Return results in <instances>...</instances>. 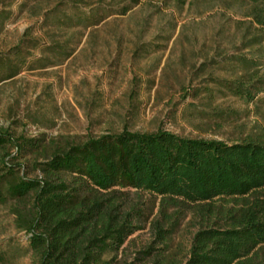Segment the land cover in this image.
<instances>
[{"label":"trees","instance_id":"16d2710c","mask_svg":"<svg viewBox=\"0 0 264 264\" xmlns=\"http://www.w3.org/2000/svg\"><path fill=\"white\" fill-rule=\"evenodd\" d=\"M81 1L63 2L76 12L59 11L56 23L92 19ZM239 1L246 5L243 43L213 60L234 76L215 84L246 103L264 101V0ZM39 42L23 38L0 55L4 77L26 65L32 55L25 46L65 53L63 45ZM199 114L217 126L236 116L217 105ZM143 193L159 198V217L139 251L142 264H264V129L228 140L159 128L46 141L0 126V205L25 233L31 264H113L128 237L143 228L147 216L133 199ZM182 211L190 213L195 230L179 255L170 238ZM7 253L0 249V264L10 259Z\"/></svg>","mask_w":264,"mask_h":264},{"label":"rangeland","instance_id":"374dc122","mask_svg":"<svg viewBox=\"0 0 264 264\" xmlns=\"http://www.w3.org/2000/svg\"><path fill=\"white\" fill-rule=\"evenodd\" d=\"M65 1L0 0L1 56L23 38L65 48L62 55L52 48L42 52L25 46L32 56L16 75L6 78L0 70V126L46 141L159 128L228 140L264 129V101L246 103L215 84L234 76L215 61L236 53L243 43L245 3L82 0L81 10L94 14L92 19L65 25L53 18L59 11L76 12L62 6ZM207 89L213 93L210 102ZM215 105L234 110L236 116L220 126L208 124L199 113ZM133 199L147 218L116 252L113 264L145 262L139 251L151 241L150 223L159 217L158 197L143 193ZM180 214L184 217L170 238V249L179 255L195 230L190 213ZM25 244V233L15 229L13 215L0 205V249L10 257L5 264H31Z\"/></svg>","mask_w":264,"mask_h":264}]
</instances>
